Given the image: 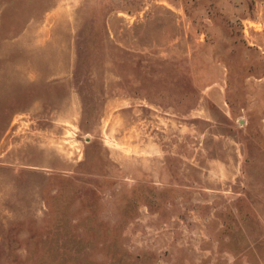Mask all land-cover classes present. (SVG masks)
<instances>
[{
	"label": "rangeland",
	"instance_id": "1",
	"mask_svg": "<svg viewBox=\"0 0 264 264\" xmlns=\"http://www.w3.org/2000/svg\"><path fill=\"white\" fill-rule=\"evenodd\" d=\"M0 264H264V0H0Z\"/></svg>",
	"mask_w": 264,
	"mask_h": 264
}]
</instances>
